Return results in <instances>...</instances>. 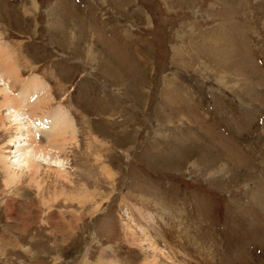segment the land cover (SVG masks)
Listing matches in <instances>:
<instances>
[{"label": "rangeland", "instance_id": "obj_1", "mask_svg": "<svg viewBox=\"0 0 264 264\" xmlns=\"http://www.w3.org/2000/svg\"><path fill=\"white\" fill-rule=\"evenodd\" d=\"M0 49L77 136L9 181L3 108L0 264H264V0H0Z\"/></svg>", "mask_w": 264, "mask_h": 264}, {"label": "bare ground", "instance_id": "obj_2", "mask_svg": "<svg viewBox=\"0 0 264 264\" xmlns=\"http://www.w3.org/2000/svg\"><path fill=\"white\" fill-rule=\"evenodd\" d=\"M8 56L5 51L0 49V95L2 98L0 100V117L3 108L7 107L10 109L8 114L11 119L10 125L18 126V134L11 140L13 141L11 146L14 149L13 151L11 150V153H14L15 156L13 160L9 159V163L6 164L8 180L13 182L20 181L22 175L26 172L36 178L42 164L50 165L66 172L67 164L60 158L58 153L64 152L70 142L72 143L76 139L74 124L66 114L65 109L62 108H59L56 113L54 112L55 114L53 113L47 122L42 120L41 122L39 115L37 116L38 118L34 117L35 120L33 121L26 116L24 108L29 107L31 111L33 110L37 113L44 106L47 107L50 101L49 97L46 96L49 93V89L42 80L34 78L31 82L29 79L22 88L20 87V91L15 93L11 84L15 81L16 72L15 67L12 65L13 63L11 64L6 59ZM40 118L42 119V117ZM24 134H27L29 143H22L20 136ZM39 134L45 135V139L42 136L41 138ZM16 153L19 154L16 155ZM102 167L104 172L110 175V170L105 165ZM87 191L79 190L76 193L77 202L84 203L92 200V193ZM146 237L147 240H151L148 234ZM151 247H155V245L152 244ZM154 251L155 255L153 256L155 259V256L157 257V249H154ZM147 263H151V260H147Z\"/></svg>", "mask_w": 264, "mask_h": 264}]
</instances>
